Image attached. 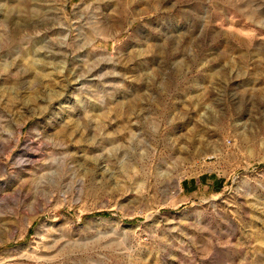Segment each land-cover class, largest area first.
Wrapping results in <instances>:
<instances>
[{
	"label": "rangeland",
	"instance_id": "374dc122",
	"mask_svg": "<svg viewBox=\"0 0 264 264\" xmlns=\"http://www.w3.org/2000/svg\"><path fill=\"white\" fill-rule=\"evenodd\" d=\"M0 264H264V0H0Z\"/></svg>",
	"mask_w": 264,
	"mask_h": 264
}]
</instances>
